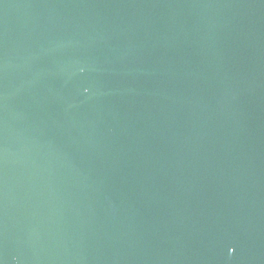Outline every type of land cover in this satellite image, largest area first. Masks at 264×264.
Segmentation results:
<instances>
[{"label": "water", "instance_id": "1", "mask_svg": "<svg viewBox=\"0 0 264 264\" xmlns=\"http://www.w3.org/2000/svg\"><path fill=\"white\" fill-rule=\"evenodd\" d=\"M0 264H264V0H0Z\"/></svg>", "mask_w": 264, "mask_h": 264}]
</instances>
